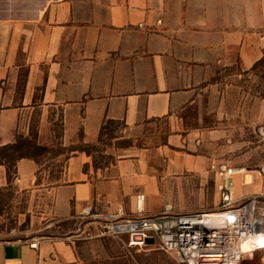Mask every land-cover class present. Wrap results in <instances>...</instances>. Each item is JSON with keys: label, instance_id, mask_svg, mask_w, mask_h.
<instances>
[{"label": "crops", "instance_id": "1", "mask_svg": "<svg viewBox=\"0 0 264 264\" xmlns=\"http://www.w3.org/2000/svg\"><path fill=\"white\" fill-rule=\"evenodd\" d=\"M263 55L264 0H0V146L29 135L33 120L40 145L54 143L56 121L62 148L98 143L108 119L124 125L117 139H131L97 167L92 154L71 151L50 187L38 183L40 161L22 157L16 193L46 190L58 220L135 212L139 193L148 214L173 206L176 193L190 196L178 211L214 209L216 198L197 204L192 195L196 182H220L202 151L211 134L185 129L177 114L216 71L249 70ZM7 186L0 164V190ZM30 242L0 238V264H90L72 241ZM88 243L104 252L95 259L130 263L102 240Z\"/></svg>", "mask_w": 264, "mask_h": 264}, {"label": "rangeland", "instance_id": "2", "mask_svg": "<svg viewBox=\"0 0 264 264\" xmlns=\"http://www.w3.org/2000/svg\"><path fill=\"white\" fill-rule=\"evenodd\" d=\"M177 115L182 119L185 129L196 133L204 130L210 132L211 141L203 146L202 151L208 155L211 164L223 162L246 168V173L254 175L256 182L252 185H244L242 175L243 179L239 182L242 191L258 189L259 184L264 181V55L249 70L232 66L216 71L209 80L196 89L192 100ZM31 127L38 131V120H33ZM113 128V137L105 135L103 142L95 143L98 146L95 155L100 164L114 159L113 148L131 142V139H117L124 136L122 133L124 125L121 122L114 124ZM58 130L61 131L62 127L59 121H56L54 143L49 145L54 151L45 153L39 158L38 183H43L45 187H50V183L60 176L65 166V159L70 153L58 152V149L62 148L60 146L62 138L56 136ZM105 150H108V153ZM219 184L216 178L209 179L205 186L200 182L194 183L193 200L200 204L214 197L218 202L220 192H217L216 188ZM0 196L2 203L0 238L23 241L66 239L78 247L90 264H128L127 261L123 262L122 259L116 258L95 259L94 255H101L104 252H101L102 248L95 246L94 243H88L94 240H102L104 245H110L107 250L114 257L125 252L129 264H183L173 253H167L156 247H144L151 251L128 245L119 248L114 243L117 244L116 240H126L125 236L121 239L111 235L97 236L94 232L95 226L88 224L86 219H56L50 212L53 197L46 194V190L36 191L31 198L27 192L16 193L12 184L3 188ZM189 200L188 194L183 196L176 193L168 201H171L173 209L178 211L181 202ZM238 264H264V248L251 255L247 254Z\"/></svg>", "mask_w": 264, "mask_h": 264}, {"label": "built area", "instance_id": "3", "mask_svg": "<svg viewBox=\"0 0 264 264\" xmlns=\"http://www.w3.org/2000/svg\"><path fill=\"white\" fill-rule=\"evenodd\" d=\"M220 176L219 202L210 210L175 211L171 205L154 214L146 213L145 194L136 197V211L88 209L75 218L94 225L97 236L127 239L128 246L156 247L173 253L183 264H238L247 254L264 248V181L258 189L237 193L238 177L252 185L256 177H246V168L223 162L211 164ZM243 175V176H242ZM154 239L148 244L146 239ZM30 245L37 248L39 240Z\"/></svg>", "mask_w": 264, "mask_h": 264}, {"label": "trees", "instance_id": "4", "mask_svg": "<svg viewBox=\"0 0 264 264\" xmlns=\"http://www.w3.org/2000/svg\"><path fill=\"white\" fill-rule=\"evenodd\" d=\"M117 123H119V121L108 119L105 122V124L102 126L98 141L103 142L105 135L113 137V132H114L113 125ZM37 136H38V131L34 130V127H31L29 135L25 136L23 134H18L15 142L0 146V164H4L7 168L8 185H12V182L17 173V162L20 158L22 157L33 158L38 161L43 154L54 151V148L50 146L40 145L37 142ZM56 136L57 137L61 136L60 130H58ZM66 149H68L67 151L70 153L71 151L77 149L84 150L88 154H92L94 156V162L96 167L99 166L100 164L98 162L97 156L95 155L96 150H98V146L96 144L81 143L74 146H70L68 148H60L58 149V152L65 151ZM0 195H1V190H0ZM1 204L2 203L0 200V214L2 210Z\"/></svg>", "mask_w": 264, "mask_h": 264}, {"label": "water", "instance_id": "5", "mask_svg": "<svg viewBox=\"0 0 264 264\" xmlns=\"http://www.w3.org/2000/svg\"><path fill=\"white\" fill-rule=\"evenodd\" d=\"M145 242L148 244H152V243H154V239L149 238V239H146Z\"/></svg>", "mask_w": 264, "mask_h": 264}, {"label": "bare ground", "instance_id": "6", "mask_svg": "<svg viewBox=\"0 0 264 264\" xmlns=\"http://www.w3.org/2000/svg\"><path fill=\"white\" fill-rule=\"evenodd\" d=\"M248 176L251 178V173H247V174H246V177H245V178H246L247 180H248ZM249 180H250V179H249Z\"/></svg>", "mask_w": 264, "mask_h": 264}]
</instances>
